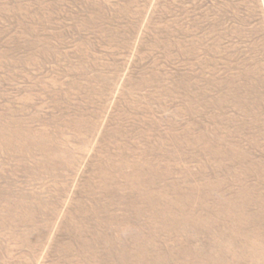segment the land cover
I'll use <instances>...</instances> for the list:
<instances>
[{
    "label": "rangeland",
    "instance_id": "obj_1",
    "mask_svg": "<svg viewBox=\"0 0 264 264\" xmlns=\"http://www.w3.org/2000/svg\"><path fill=\"white\" fill-rule=\"evenodd\" d=\"M0 264H264V0H0Z\"/></svg>",
    "mask_w": 264,
    "mask_h": 264
}]
</instances>
